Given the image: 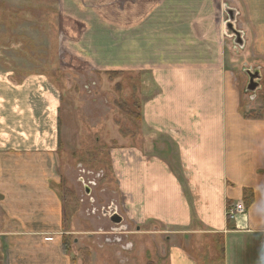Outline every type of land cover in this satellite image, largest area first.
<instances>
[{"label": "crops", "instance_id": "1", "mask_svg": "<svg viewBox=\"0 0 264 264\" xmlns=\"http://www.w3.org/2000/svg\"><path fill=\"white\" fill-rule=\"evenodd\" d=\"M86 1L83 57L146 70L153 85L140 109L146 148L112 151L117 205L136 226L162 227L168 264H264V98L245 93L224 31L229 5L264 94V0ZM59 99L43 74L0 72V264H74Z\"/></svg>", "mask_w": 264, "mask_h": 264}, {"label": "rangeland", "instance_id": "2", "mask_svg": "<svg viewBox=\"0 0 264 264\" xmlns=\"http://www.w3.org/2000/svg\"><path fill=\"white\" fill-rule=\"evenodd\" d=\"M76 2L82 0H0V72L13 81L43 74L59 94V169L66 185L68 225L74 230L69 239L74 264H168L166 236L155 233L162 227L136 226L117 205L112 166L113 149L146 148L148 138L136 115L153 85L146 70L114 69L112 60L83 57L93 45L83 42L81 15L87 12H79ZM128 3L118 0L115 6L121 9ZM73 7L77 12H65ZM228 38L233 62L242 67L238 79L252 99L245 69L253 67L242 65L245 47ZM261 84L254 101L258 95V102L264 98ZM112 204L122 223L104 215Z\"/></svg>", "mask_w": 264, "mask_h": 264}, {"label": "water", "instance_id": "3", "mask_svg": "<svg viewBox=\"0 0 264 264\" xmlns=\"http://www.w3.org/2000/svg\"><path fill=\"white\" fill-rule=\"evenodd\" d=\"M225 11L228 14V20L225 24L226 35L233 38V41L236 45L244 48V32L239 30L236 25L237 16L239 13L228 5L225 6ZM245 73L248 76L246 92L251 93V98L254 100L257 97V92L262 88L261 80H263V75L260 68H246ZM111 220L115 223H122L124 219L123 216H121L118 212H114L111 215Z\"/></svg>", "mask_w": 264, "mask_h": 264}, {"label": "trees", "instance_id": "4", "mask_svg": "<svg viewBox=\"0 0 264 264\" xmlns=\"http://www.w3.org/2000/svg\"><path fill=\"white\" fill-rule=\"evenodd\" d=\"M140 109H141V107H140ZM136 118H137L138 125L139 126H142V115H141L140 110H139V115H136ZM65 186H66L65 185V180H64V178H62V181H61V183L59 185V188H60V191L62 192V194L60 193V195H61V197L63 199V203H64V226H65V228L68 229L69 228V225H68V216H67V210H66V205H65L66 199L63 196V191H65L64 190L65 189ZM66 193H68V192L66 191ZM71 235L72 234H67L64 237V249L67 252H69V253L72 251L71 245H70V240H69ZM83 254L86 255V257L89 259L90 255H89V252L88 251H84ZM151 264H153V263H151Z\"/></svg>", "mask_w": 264, "mask_h": 264}, {"label": "built area", "instance_id": "5", "mask_svg": "<svg viewBox=\"0 0 264 264\" xmlns=\"http://www.w3.org/2000/svg\"><path fill=\"white\" fill-rule=\"evenodd\" d=\"M243 209L239 206L236 205L235 207H230L228 211V216L233 218L237 212H241Z\"/></svg>", "mask_w": 264, "mask_h": 264}, {"label": "flooded vegetation", "instance_id": "6", "mask_svg": "<svg viewBox=\"0 0 264 264\" xmlns=\"http://www.w3.org/2000/svg\"><path fill=\"white\" fill-rule=\"evenodd\" d=\"M114 212H115V205L114 204L110 205V208L108 210L107 209L103 210L104 215L109 216V217H111V215Z\"/></svg>", "mask_w": 264, "mask_h": 264}]
</instances>
